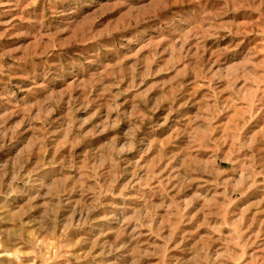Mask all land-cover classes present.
<instances>
[{
  "label": "rangeland",
  "instance_id": "obj_1",
  "mask_svg": "<svg viewBox=\"0 0 264 264\" xmlns=\"http://www.w3.org/2000/svg\"><path fill=\"white\" fill-rule=\"evenodd\" d=\"M0 264H264V0H0Z\"/></svg>",
  "mask_w": 264,
  "mask_h": 264
}]
</instances>
